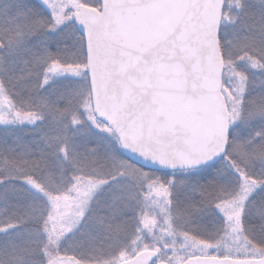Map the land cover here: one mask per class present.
Here are the masks:
<instances>
[{
	"label": "snow or ice",
	"instance_id": "obj_1",
	"mask_svg": "<svg viewBox=\"0 0 264 264\" xmlns=\"http://www.w3.org/2000/svg\"><path fill=\"white\" fill-rule=\"evenodd\" d=\"M0 264H264V0H0Z\"/></svg>",
	"mask_w": 264,
	"mask_h": 264
}]
</instances>
